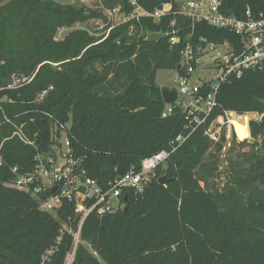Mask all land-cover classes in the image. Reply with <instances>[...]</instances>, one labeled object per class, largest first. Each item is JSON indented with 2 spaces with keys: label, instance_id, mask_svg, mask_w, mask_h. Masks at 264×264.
<instances>
[{
  "label": "trees",
  "instance_id": "obj_1",
  "mask_svg": "<svg viewBox=\"0 0 264 264\" xmlns=\"http://www.w3.org/2000/svg\"><path fill=\"white\" fill-rule=\"evenodd\" d=\"M168 1L139 0L150 11ZM100 2L106 8L131 9L126 0ZM247 8L253 14L264 12V0H222L227 13L242 16ZM92 18L107 22L99 9L85 6L0 0V143L8 137L1 146L0 264H63L73 244L66 236L41 262L65 213L59 212L56 219L39 209L28 193L5 184L13 177L11 167L21 172L32 167L35 148L10 138L13 127L4 117L23 123L24 133L40 151L51 146L49 119L37 110L62 123L69 121L74 155L104 186L138 168L142 158L168 148V141L183 128L178 106L161 116L164 102L155 78L158 69L176 70L185 35L192 33V43L199 37L234 38L228 30L204 21L192 24L172 13L158 21L119 23L106 36L107 24L95 32L76 28L57 37L60 28L76 22L87 26ZM173 19L180 29L177 44L171 45L168 38L145 40L147 32L169 31ZM32 73L29 83L6 88L12 74ZM217 103L204 126L225 110L261 116L249 121L251 140L232 138L229 150L235 145L248 148L227 158L225 182L218 186L220 172L214 170L223 136L214 143L199 126L156 167V176L143 192H121L126 210L123 206L101 217L87 216L70 264H264V69L247 70L222 83ZM163 175L168 181L160 184Z\"/></svg>",
  "mask_w": 264,
  "mask_h": 264
},
{
  "label": "built area",
  "instance_id": "obj_2",
  "mask_svg": "<svg viewBox=\"0 0 264 264\" xmlns=\"http://www.w3.org/2000/svg\"><path fill=\"white\" fill-rule=\"evenodd\" d=\"M77 1L79 6L99 9L106 16L105 24L108 27L104 36L119 23L129 20L139 21L141 18H152L158 21L163 15L172 13L188 18L192 24L204 21L208 25L228 30L234 38L212 41L205 37H199L195 43H192L190 40L192 33L185 35V43L180 51L179 68L181 71L176 72L177 97L172 104L164 103L161 113L162 117H166L171 114L174 105L178 106L184 114L183 128L168 141V148L142 158L138 168H130L111 179L104 186L87 174L82 158L74 155L68 137L69 121L62 123L51 117L47 111L37 110V113L45 115L49 119L51 146L47 151H40L37 149L34 139L27 137L24 133L23 123L17 124L4 117L5 121L13 127L9 137L15 136L22 143L35 148L32 167L22 172L17 166L11 167L13 177L5 184L28 193L36 200L39 209L51 214L56 219H59V212L65 213L64 219H59L60 225L54 244L41 255L42 263L52 256L61 241L68 236L71 237L73 244L71 249L66 252L63 264H70L77 245L81 241L80 231L87 216L95 214L101 217L122 208L124 202L120 200L119 196L124 189L133 190L135 193L143 192L152 178L156 176V167L163 163L170 153L180 146L197 127L207 123L210 112L218 105L217 93L220 85L233 78L241 77L247 70L264 69V12L253 14L247 8L242 16H237L223 11L222 0H172L152 11L145 9L139 0H126L131 7L129 12L121 10L120 5L106 8L100 0ZM90 20L101 21L96 18ZM105 24L102 22V26L96 29H102ZM175 24L176 21L173 19L170 22L171 29L168 31L171 34L168 37L171 45L177 44L180 40L178 35L180 29ZM85 27L82 22H76L69 28L62 27L59 29L57 37H62L61 31L66 33L72 29ZM209 51L213 55L205 65L211 67V74L199 84L192 83L190 81L192 72L199 64L201 57ZM33 75L34 73L30 75L12 74V81L6 88H17L27 84ZM51 88L52 86L43 89L36 100H41ZM260 117L257 112L240 114L233 110H225L211 120L207 126H204L203 132L214 143L219 142L223 136L221 149L223 150L225 145L231 143L232 138L237 137L231 123L232 118L246 126L248 135L244 140H248L250 138L249 121L251 119L258 120ZM2 142L0 143V167L3 164ZM49 151L52 154L44 157V154Z\"/></svg>",
  "mask_w": 264,
  "mask_h": 264
},
{
  "label": "rangeland",
  "instance_id": "obj_3",
  "mask_svg": "<svg viewBox=\"0 0 264 264\" xmlns=\"http://www.w3.org/2000/svg\"><path fill=\"white\" fill-rule=\"evenodd\" d=\"M55 1L58 2L59 4H71L74 6H79V3L77 0H74V1L73 0H55ZM86 25H87L86 27H88L90 29V31L95 32V30H97L96 29L97 27L100 28L102 26V21L88 20ZM61 32L63 35L64 31H61ZM96 34H98V33H96ZM212 55H213V53L211 51H209L204 56L201 57L199 64L196 66L195 70L191 74L190 81L192 83L199 84L204 78H207L211 74V67L209 65H205V63H207L211 59ZM155 80H156L157 84L160 86H168V87H177L178 86V81L176 80V70H174V69H158L156 72ZM236 135L238 138L235 136V140H236V142H238V141L244 140L241 138L246 137L248 135V132L244 136H239L237 133H236ZM249 140H251V138H249L248 141ZM230 144L231 143H229V145H225V148L223 150H221L220 153L218 154V161H217V166H216L217 170L216 171L220 172V175L218 177V182H219L218 186L219 187L223 184V182H225V176H224L223 169L225 167L227 158L229 156H234V154L239 150H247V148H248V146L239 147V146L235 145L232 150H229Z\"/></svg>",
  "mask_w": 264,
  "mask_h": 264
},
{
  "label": "water",
  "instance_id": "obj_4",
  "mask_svg": "<svg viewBox=\"0 0 264 264\" xmlns=\"http://www.w3.org/2000/svg\"><path fill=\"white\" fill-rule=\"evenodd\" d=\"M170 35L171 34L168 31H166V32H161V31H158V32H147L145 40L155 41V40H158L160 38H168ZM175 69L176 70L179 69V64L176 66ZM160 92H161V97H162V100H163L164 103L172 104L175 101L176 97H177V91H176L175 87L160 86ZM50 154H52L51 151L45 153L44 157H46L47 155H50ZM214 170H217V167H214ZM167 181H168V179L164 175L160 176L158 178V183H160V184L166 183ZM256 188L257 189H261L262 186L261 185H256ZM126 206L127 205H124V210H126Z\"/></svg>",
  "mask_w": 264,
  "mask_h": 264
},
{
  "label": "bare ground",
  "instance_id": "obj_5",
  "mask_svg": "<svg viewBox=\"0 0 264 264\" xmlns=\"http://www.w3.org/2000/svg\"><path fill=\"white\" fill-rule=\"evenodd\" d=\"M231 123L234 126L235 132L239 135V136H244L247 134V129L246 126H243L242 124H240L236 119L232 118L231 119Z\"/></svg>",
  "mask_w": 264,
  "mask_h": 264
},
{
  "label": "crops",
  "instance_id": "obj_6",
  "mask_svg": "<svg viewBox=\"0 0 264 264\" xmlns=\"http://www.w3.org/2000/svg\"><path fill=\"white\" fill-rule=\"evenodd\" d=\"M160 86V85H159Z\"/></svg>",
  "mask_w": 264,
  "mask_h": 264
}]
</instances>
